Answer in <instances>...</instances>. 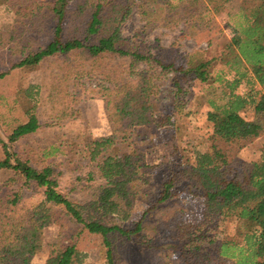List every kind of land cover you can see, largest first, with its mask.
Segmentation results:
<instances>
[{"label": "trees", "instance_id": "trees-1", "mask_svg": "<svg viewBox=\"0 0 264 264\" xmlns=\"http://www.w3.org/2000/svg\"><path fill=\"white\" fill-rule=\"evenodd\" d=\"M0 2L10 5L19 19H28L31 36L36 29L45 31V19L52 24V40L29 52L11 71L38 70L50 62V80L44 81L49 83L47 99L52 107L62 106L64 116L76 113L72 90L79 81L98 78L112 129L102 138L86 135L82 146L68 141L66 153L62 152L70 163L78 155L94 164L105 181L85 203L62 193L60 174L53 165L38 168L30 152L23 156L16 150L19 142L41 128L33 110H26L28 121L14 127L8 141L0 138V172L12 176L8 186H19V191L0 197V264H34L43 252L45 231L54 226H59V232L44 264H83L78 242L86 231L99 237L105 264H123L120 248L131 242L148 249H172L183 264H193L190 252L201 246L192 242L206 232L186 220V208L162 222L167 231L179 232L173 236L176 243L154 246L144 236L148 215L177 196L199 203L216 226L218 222L228 225L212 251L214 264H264V151L259 162H245L239 156L244 147L264 136V123L254 120L264 115V0H165L179 23L206 25L213 15L226 14L235 31L212 57L195 51L188 59L168 62L135 48L123 36L135 0H54L36 8L24 6L22 0ZM23 36L19 28L0 32V50L25 40ZM26 49L27 45L18 48ZM8 73H0V80ZM197 99L203 108L200 118L208 135L207 150L193 162L178 155L155 191L151 207L131 228L120 224L119 213L135 210L136 183L142 177L137 163L144 155L138 144L148 137L139 129L155 136L165 129L173 131V143H180L191 124L174 117ZM53 146L44 150V158L61 152L60 146ZM32 187L42 189L44 199L25 211L24 189ZM66 218L80 230L66 236Z\"/></svg>", "mask_w": 264, "mask_h": 264}, {"label": "rangeland", "instance_id": "rangeland-1", "mask_svg": "<svg viewBox=\"0 0 264 264\" xmlns=\"http://www.w3.org/2000/svg\"><path fill=\"white\" fill-rule=\"evenodd\" d=\"M24 6L31 5L32 8L45 6L47 2L54 0H22ZM136 6L122 27L123 36L130 40L135 48L146 51L154 57H162L165 62L181 61L188 59L195 51H205L208 57L214 56L223 50L225 40L232 39L234 29L226 14L213 15L212 20L206 25L199 23H179L175 21L169 11L165 0L155 3L149 0H135ZM142 7L139 8V6ZM43 12L47 9L42 8ZM20 20V25L17 23ZM28 19H19L14 9L5 3L0 2V32L11 33L15 28L23 31L25 40L17 41L0 50V73L9 72L0 80V138L8 141L11 130L28 121L26 110H33L40 119L41 128L32 136L27 137L16 145V150L21 155L30 152L35 158L34 165L38 168L51 164L60 174V190L71 200L77 203H85L93 199L105 181L99 178L95 165L76 156V161L70 163L63 157L67 151L66 144L74 140L82 146L86 135L95 138H102L112 134L111 123L107 118L104 108V101L100 93V80L95 77H86L79 81L74 88L75 92V114L63 115L62 106H53L47 99L52 64L46 62L38 70L16 69L11 67L20 63L31 51H37L45 47L51 40L50 32L52 24L45 19L44 32L36 29L32 36L27 33L31 29ZM33 39L31 40L30 38ZM26 43V44H25ZM26 50H18L26 46ZM47 84V87H46ZM199 100L193 101L189 108L179 109L174 117L176 120H187L190 131L181 138V142L173 143V131L167 129L159 132L157 136L152 135L148 129H139V132L147 135V140L139 142V153L144 159L138 161L141 168L139 172L142 177L137 184L136 206L132 213H119V223L131 228L151 207L155 199V191L167 175L169 166L176 162L178 155L187 157L194 161L205 152L209 146L208 135L203 129V121L200 114L203 111ZM257 122L264 123V115L254 118ZM200 128L198 131L196 128ZM60 146L61 152L55 153L53 157L44 158V150L50 146ZM53 146V147H54ZM179 147V152L176 148ZM184 149V152H183ZM79 150V149H78ZM65 151L64 154L62 152ZM264 151V136L259 140L247 145L240 152L239 156L245 162L261 161ZM26 155V154H25ZM3 153L0 150V158ZM94 179L90 180V174ZM12 176L0 172V197L12 195L19 191V186H8L7 181ZM148 181V182H146ZM44 199V192L38 187L24 189V202L21 205L26 211L37 205ZM180 208H186V220L195 221V225H201V230L206 235L192 242L194 246H201L196 253L190 252L189 258L193 264H214L216 261L212 251L216 249L222 237L225 236L224 225L206 216L202 206L196 201L189 202L183 196H177L171 202L160 205L150 213L145 221V239L154 246L170 244L177 236V231H167L162 224L174 212ZM23 212V210H22ZM56 215L62 216L60 210H55ZM65 220V218H63ZM185 219V218H184ZM63 220V222H64ZM67 221V218H66ZM65 221V222H66ZM80 230L79 226L67 221L66 236ZM59 226H54L45 231V242L43 252L33 259L34 264H44L49 256L50 244L58 234ZM200 231L196 237L200 236ZM172 242V243H173ZM78 249L81 253L83 264H105L100 248V239L87 231L84 232L78 242ZM120 255L123 264H183L180 255L172 249H148L137 246L133 242L120 248ZM213 259V261H212Z\"/></svg>", "mask_w": 264, "mask_h": 264}]
</instances>
